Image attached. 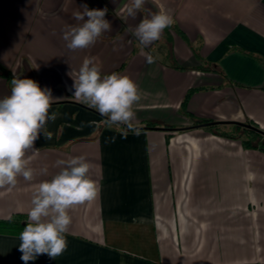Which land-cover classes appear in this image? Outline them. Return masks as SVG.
I'll list each match as a JSON object with an SVG mask.
<instances>
[{"label":"crops","instance_id":"1","mask_svg":"<svg viewBox=\"0 0 264 264\" xmlns=\"http://www.w3.org/2000/svg\"><path fill=\"white\" fill-rule=\"evenodd\" d=\"M84 4L106 7L111 31L72 51L63 30L82 23L74 13ZM128 4L0 0V98L15 74L50 88L49 115L59 113L47 124L52 139L41 135L27 154L34 179L0 188V219L27 221L55 162L83 155L97 197L70 211L63 254L28 264H264V151L226 135L241 121L264 132V0H146L135 18ZM160 11L175 24L142 52L129 29ZM86 57L137 83L138 135L89 126L105 118L72 96ZM19 244V234L0 233V264H24Z\"/></svg>","mask_w":264,"mask_h":264},{"label":"clouds","instance_id":"2","mask_svg":"<svg viewBox=\"0 0 264 264\" xmlns=\"http://www.w3.org/2000/svg\"><path fill=\"white\" fill-rule=\"evenodd\" d=\"M145 3L146 0H130L124 9L126 17L135 18ZM80 8L83 11L75 12L74 18L82 23L65 26L63 30L62 38L72 51L93 46L104 32L111 31V24L105 19L106 7L89 9L84 4ZM174 24L172 15L160 11L143 18L129 31L143 52ZM156 59L146 54L148 64L155 63ZM10 83V95L0 98V188L15 187L21 176L25 181L34 179L35 172L29 167L27 154L37 150L35 142L41 135L46 140L52 139L53 133L47 130V124L59 115L58 112L49 115L57 100L50 88H42L37 81L15 74ZM72 90V96L105 118L89 122L90 127L116 126L123 129L121 135L125 138L128 132L140 133L134 105L142 99V92L129 76L116 72L102 74L95 58L86 57L73 79ZM55 167L59 171L50 180L40 182L32 193L26 226L19 234V251L24 264L39 255L47 254L55 259L63 254L67 249L66 233L72 222L70 211L93 201L99 192L98 183L89 176L92 165L85 156L58 159ZM43 173H47L46 168ZM141 222L146 220L141 218Z\"/></svg>","mask_w":264,"mask_h":264},{"label":"trees","instance_id":"3","mask_svg":"<svg viewBox=\"0 0 264 264\" xmlns=\"http://www.w3.org/2000/svg\"><path fill=\"white\" fill-rule=\"evenodd\" d=\"M198 122H208L198 121ZM215 124V123H214ZM233 130L231 132L220 133L239 138L242 145L249 148H257L264 151V132L257 126L243 125L240 123H232ZM214 130L216 128L213 127ZM26 219L21 216H11L8 219H0V233L20 234L26 226Z\"/></svg>","mask_w":264,"mask_h":264},{"label":"water","instance_id":"4","mask_svg":"<svg viewBox=\"0 0 264 264\" xmlns=\"http://www.w3.org/2000/svg\"><path fill=\"white\" fill-rule=\"evenodd\" d=\"M212 122H206L205 124H211ZM235 123H240V124H243V125H247V126H251V124L249 123H243L242 121L241 122H235Z\"/></svg>","mask_w":264,"mask_h":264},{"label":"flooded vegetation","instance_id":"5","mask_svg":"<svg viewBox=\"0 0 264 264\" xmlns=\"http://www.w3.org/2000/svg\"><path fill=\"white\" fill-rule=\"evenodd\" d=\"M243 123H245V122H243Z\"/></svg>","mask_w":264,"mask_h":264}]
</instances>
